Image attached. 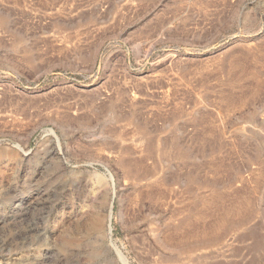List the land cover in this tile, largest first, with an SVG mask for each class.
I'll list each match as a JSON object with an SVG mask.
<instances>
[{
    "label": "rangeland",
    "instance_id": "374dc122",
    "mask_svg": "<svg viewBox=\"0 0 264 264\" xmlns=\"http://www.w3.org/2000/svg\"><path fill=\"white\" fill-rule=\"evenodd\" d=\"M0 264H264V0H0Z\"/></svg>",
    "mask_w": 264,
    "mask_h": 264
}]
</instances>
